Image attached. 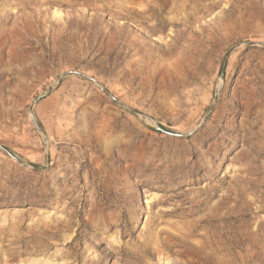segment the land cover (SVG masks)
Returning <instances> with one entry per match:
<instances>
[{
  "label": "rangeland",
  "instance_id": "1",
  "mask_svg": "<svg viewBox=\"0 0 264 264\" xmlns=\"http://www.w3.org/2000/svg\"><path fill=\"white\" fill-rule=\"evenodd\" d=\"M0 264H264V0H0Z\"/></svg>",
  "mask_w": 264,
  "mask_h": 264
},
{
  "label": "bare ground",
  "instance_id": "2",
  "mask_svg": "<svg viewBox=\"0 0 264 264\" xmlns=\"http://www.w3.org/2000/svg\"><path fill=\"white\" fill-rule=\"evenodd\" d=\"M33 4H36V3L35 2H31V1H27V2L24 3V5L21 7L20 10H22V11L30 10L33 7L32 6ZM131 218H132V220H134L133 216Z\"/></svg>",
  "mask_w": 264,
  "mask_h": 264
},
{
  "label": "water",
  "instance_id": "3",
  "mask_svg": "<svg viewBox=\"0 0 264 264\" xmlns=\"http://www.w3.org/2000/svg\"><path fill=\"white\" fill-rule=\"evenodd\" d=\"M64 76H65V74L62 75V76L60 77V79L63 78ZM112 98L115 99V100H117L116 97H112ZM38 101H39V99L37 100V102H38ZM31 117H32V120L34 121V124L36 125V122H35V119H34V114H33V108H31ZM159 129L162 130V131L168 132L167 130H165V129L162 128V127H160ZM168 133H169V132H168Z\"/></svg>",
  "mask_w": 264,
  "mask_h": 264
}]
</instances>
